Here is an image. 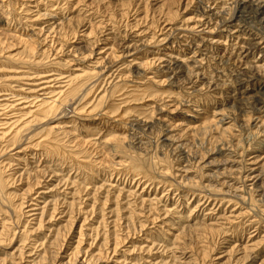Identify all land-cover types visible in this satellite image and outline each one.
Returning a JSON list of instances; mask_svg holds the SVG:
<instances>
[{
  "label": "rangeland",
  "instance_id": "1",
  "mask_svg": "<svg viewBox=\"0 0 264 264\" xmlns=\"http://www.w3.org/2000/svg\"><path fill=\"white\" fill-rule=\"evenodd\" d=\"M252 1L0 0V264H264Z\"/></svg>",
  "mask_w": 264,
  "mask_h": 264
},
{
  "label": "bare ground",
  "instance_id": "2",
  "mask_svg": "<svg viewBox=\"0 0 264 264\" xmlns=\"http://www.w3.org/2000/svg\"><path fill=\"white\" fill-rule=\"evenodd\" d=\"M247 7H249V8H253L252 10H254L255 12V17L256 18H258L259 19V21L260 22H262V26H264V0H261V1H257V2H255V1H252L251 2V4L250 5H248ZM248 8V9H249ZM241 17V18H240ZM239 18L240 19H242L243 18V16L241 15ZM262 31H261V33L262 34H264V28H262L261 29ZM1 40V39H0ZM263 54V53H262ZM247 73V72H246ZM51 104V106H49V111H51V112H56L57 110H58V107H59V102L57 103V101H55V102H51L50 103ZM78 112H79V110H78ZM81 112V111H80ZM79 112V113H80ZM89 113V112H88ZM77 114V113H76ZM83 114V113H82ZM85 114V113H84ZM78 115V114H77ZM88 115V114H87ZM79 116H80V114H79ZM120 116V115H119ZM84 117V116H83ZM89 118V117H88ZM84 119V118H83ZM100 119V118H99ZM90 121H92V120H90ZM125 121H124V118L123 117H120V119H119V121H117L116 122V124L118 125V127L120 126V125H122L123 123H124ZM46 142V141H45ZM47 146H48V149H52V150H54V151H56V152H62V154H63V151H61V149L60 148H58L57 147V145L56 144H54V143H52V141H47L46 143H45ZM59 155V154H58ZM74 160V159H73ZM153 160H155V159H153ZM156 164H157V162H156ZM154 165V164H153ZM158 165V164H157ZM6 187H7V185H6V182L4 181V178H3V176H2V174H1V171H0V192H2V193H4L5 192V190H6ZM6 194V193H5ZM10 196V195H9ZM12 197V196H11ZM23 255V254H22Z\"/></svg>",
  "mask_w": 264,
  "mask_h": 264
}]
</instances>
